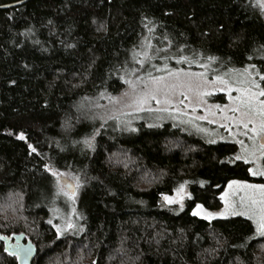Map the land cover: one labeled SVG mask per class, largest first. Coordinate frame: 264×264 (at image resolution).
Segmentation results:
<instances>
[{"label": "trees", "instance_id": "obj_1", "mask_svg": "<svg viewBox=\"0 0 264 264\" xmlns=\"http://www.w3.org/2000/svg\"><path fill=\"white\" fill-rule=\"evenodd\" d=\"M201 64L212 76L253 65L264 74L257 0H29L0 10V234L25 235L33 264H264L251 220L192 215L196 204L222 208L230 181H263L233 161L236 144L152 112L133 115L132 127L105 119L123 80ZM45 165L82 185L79 230L59 238L72 204ZM180 184L192 199L168 207L162 195ZM0 264H19L3 241Z\"/></svg>", "mask_w": 264, "mask_h": 264}, {"label": "snow or ice", "instance_id": "obj_2", "mask_svg": "<svg viewBox=\"0 0 264 264\" xmlns=\"http://www.w3.org/2000/svg\"><path fill=\"white\" fill-rule=\"evenodd\" d=\"M259 6L262 10H264V0H260ZM145 55H147L145 53ZM208 61L214 62L215 57H208ZM190 63L187 57H182L180 60L177 61V63ZM137 63H140L141 66H143L142 61H137ZM202 68L207 69L209 67V64H201L199 65ZM255 68V65L252 66ZM160 71V69H157ZM182 70L177 71H170L168 73L169 77H174L177 80V83L169 84L166 82L165 77H153L151 76V73H149V78L151 83L153 84V87L151 89H148V82L144 81L142 78L137 77L136 81L132 80H123L125 84H127L134 92L137 89L138 84H142L144 86V90H142L136 99V104L139 107L140 111L147 110L149 112L151 111H161V112H167L169 111L168 108H159V109H152L151 107L145 109L143 106L145 104H148L150 102H155L157 105L166 104V105H172V100L169 98L170 95L175 94L177 89H187V92H197L198 95L201 97L203 96H210L213 93L209 91H199V85H193V82L191 80L183 81L180 80ZM244 72L247 74L248 79L246 81H241L240 83L247 84L246 87H236L232 88L229 85V82L223 77L217 76L216 80L219 81L221 84L225 85L224 89H219L220 91L226 90L229 96V99L233 101L235 104V107H232L230 111L234 114L233 116H226L225 119L232 121V123L238 127L242 128L243 131L240 132V135L246 136L248 140L252 142V149L250 150L242 140H237L236 143L240 144L241 150L244 153H247V155H237L235 157V160H242L245 164L248 163H255L257 156V144H258V150L261 157H264V87L261 86V83L257 81V79L253 78L252 72L249 71L248 68L244 69ZM185 76L188 77H198L200 79H206V73H184ZM255 75L259 77V81H264V74H261L260 72H256ZM235 91L238 93L237 96L233 97L231 93ZM186 91H180L179 95L182 96L184 99L180 100L179 103L183 104L184 100L188 99ZM218 109L220 108L219 105L216 106ZM193 111L195 109L193 108ZM220 111H225V109H220ZM238 114V115H236ZM258 118V119H257ZM203 119V117H201ZM211 123V121H210ZM251 125V127H250ZM151 126V125H150ZM221 127H227V125H221ZM131 131H135V129H130ZM200 131H205L204 129H200ZM251 133V135H249ZM11 134V133H10ZM19 140H25V134L23 132L19 133L16 137ZM94 139V137H93ZM210 143H215V141H209ZM83 143L86 145L87 148L93 149L94 144L92 139H86L83 141ZM28 148L30 149L31 153H36L37 150L33 145L29 144ZM46 171H51V174L55 177H57V183H60L59 178L64 176V173H58L52 169H49L47 165H45ZM248 172L251 175L254 176H264V169L260 168L259 166L255 169L249 168ZM76 180L75 183H69L68 181H65L64 188L60 189L58 192V195L62 194L69 199H74L76 196V190L80 188L82 185L79 182V178H74ZM187 183V182H185ZM203 185V182H201ZM233 185L236 186V191L245 192V195L240 197V206L244 207L247 203L248 211H237L234 204L229 205L228 201L225 199V196H222L221 199L225 200L226 204V210L225 213L219 214V215H246L248 219L252 220L255 223V233L257 236L264 238V185H254V184H247L241 181H230L229 182V189H232ZM67 189V190H65ZM248 189H258L260 193L262 194L261 199L257 200L249 195H247ZM175 196H169V195H162V199L164 204L166 205H173V204H179L181 209H183V201L186 198L185 193V184H180L177 189H175ZM187 199L191 200L192 196L190 194H187ZM193 216H199L202 219L205 220H211L216 215L211 212H208L203 205L196 204L195 208L192 211ZM51 223V221H49ZM74 225L69 223L67 225V228L71 229ZM61 233V230L57 228V237L59 238V235ZM0 239H3V237H0ZM247 246V245H245ZM25 256L31 252V249L23 250Z\"/></svg>", "mask_w": 264, "mask_h": 264}, {"label": "rangeland", "instance_id": "obj_3", "mask_svg": "<svg viewBox=\"0 0 264 264\" xmlns=\"http://www.w3.org/2000/svg\"><path fill=\"white\" fill-rule=\"evenodd\" d=\"M258 4H260V0H257ZM264 11V10H263ZM245 68H248L250 72L253 74V78L257 79L258 82L261 83V86L263 87L262 83L263 81H259V77L255 75L256 72H260L258 69L253 68L252 66H247ZM235 70L234 72H229L230 74L226 75H216L212 76L210 75L208 68H202L200 70H191V69H170V68H163L160 69L159 72H162L160 75L153 77H165L166 82L169 84L177 83V80L174 77H169L168 73L170 71H177L182 70L180 80L187 81L191 80L193 82V85H199V91H209L213 94L210 96H203L197 94V92H187V89H177L175 94L170 95V99L172 100V105H166L161 104L157 105L155 102H150L148 104H145L143 107L145 109L151 107L152 109H159V108H168L169 111L167 112H161V111H151L150 114L151 118L157 119L158 121L169 119L173 120L174 122H178L181 124H188L192 125L193 127L198 128L197 134L202 136V138L206 139L207 142L209 141H215L216 143H232L236 144L238 146V152L235 155H247V153L242 152L240 144L236 143L237 140L244 141V144L251 150L253 145L250 140L246 136L240 135L239 133L243 131L242 128L236 127L232 121L225 119L226 116L230 117L234 114L230 111L232 107H235V104L232 100L229 99L228 93L226 90L220 91L219 89H224L225 85L221 84L219 81L216 80L217 76L223 77V79L227 80L229 82V85L232 88L236 87H246L247 84L240 83L241 81H246L248 79L247 74L244 72V69ZM158 71V70H157ZM206 73V79H200L198 77H188L185 76L184 73ZM261 73V72H260ZM262 74V73H261ZM137 77L142 78L144 81L148 82V89H151L153 87V84L150 81L149 74L147 75H134L133 77L129 78V80L136 81ZM144 90V86L142 84H138L136 91L134 92L129 86L125 93L121 94L118 97L111 98L106 101V116L105 119L110 120L112 119H118L120 121L125 120L128 123L129 127H132L134 124V118H132L133 115L149 112L147 110L140 111L138 105L136 104V99L138 94ZM180 91H186L188 95V99L184 100L183 104H180L179 101L183 100L184 98L179 95ZM233 97L237 96L238 93L233 91L231 93ZM224 96L225 101L223 102L220 100ZM214 98V101L212 100ZM219 105L220 108L218 109L216 106ZM193 108L195 111H193ZM220 109H225V111H220ZM238 115V114H236ZM203 117V119H201ZM258 119V118H257ZM211 121V123H210ZM202 125V126H201ZM221 125H227V127H221ZM251 127V125H250ZM200 129H204L205 131H200ZM251 135V133H249ZM210 143V142H209ZM257 152L256 156L257 159L255 163H248L250 168L255 169L256 167H260L264 169V157L260 156L259 150H258V144H257ZM234 160L233 161H242V160ZM243 162V161H242ZM57 172V171H56ZM61 173V172H58ZM65 175L60 177L61 178H67L71 180L73 183L76 182L75 179H71L66 173ZM253 178L261 179L262 182H245L241 181L247 184H254V185H264V176H254ZM57 178V177H56ZM237 181V180H235ZM229 185V184H228ZM226 187L224 190L222 196H225V199L228 201L229 205L234 204L237 211H248L247 203L244 207L240 206V197L245 195V192L236 191V186L233 185L232 189H229V187ZM60 188H64V186L60 183ZM67 190V189H65ZM247 195L259 200L262 197V194L258 189H248ZM185 193L186 198L187 194H189L187 185H185ZM176 195V193H175ZM174 195V196H175ZM221 196V197H222ZM186 198L183 201V206ZM69 199V198H68ZM72 204V209L69 212V215L67 218H63L57 223V228L61 230V233L71 231V230H79V218L77 217V213L75 210V202L76 199H69ZM223 206L222 208L218 210H208V212L218 214L211 220H218V219H229L233 217H244L248 219L246 215H219L225 213L226 210V204L225 200L222 199ZM180 206L179 204H173V205H167L170 206ZM199 217V216H198ZM201 218V217H199ZM209 220V221H211ZM250 220V219H249ZM252 221V220H251ZM253 222V221H252ZM71 223L74 225L73 228L69 229L67 228V225ZM254 223V222H253ZM255 225V223H254Z\"/></svg>", "mask_w": 264, "mask_h": 264}, {"label": "water", "instance_id": "obj_4", "mask_svg": "<svg viewBox=\"0 0 264 264\" xmlns=\"http://www.w3.org/2000/svg\"><path fill=\"white\" fill-rule=\"evenodd\" d=\"M28 1L29 0H23L9 5L0 6V10L15 8L27 3ZM65 181L73 183L67 178L60 179V182L63 186ZM0 237H3V239H0V241H3L5 243L6 252L12 256L17 257L19 264H33L37 255V248L32 242L26 241L25 235H16L13 238H6L0 234ZM27 249H31V252H29L25 256L23 250Z\"/></svg>", "mask_w": 264, "mask_h": 264}]
</instances>
